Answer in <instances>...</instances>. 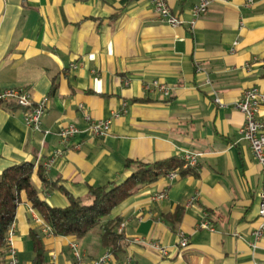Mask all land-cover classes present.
Listing matches in <instances>:
<instances>
[{"label":"crops","instance_id":"0c3cea01","mask_svg":"<svg viewBox=\"0 0 264 264\" xmlns=\"http://www.w3.org/2000/svg\"><path fill=\"white\" fill-rule=\"evenodd\" d=\"M153 1L0 0V90L26 88L35 104L48 98L40 131L25 125L23 109L0 104V175L33 164L41 199L64 209L57 187L85 198L91 186L124 184L127 161L200 154L193 175L174 170L177 179L168 173L141 186L112 212L125 225L121 254L101 247L100 229L81 240L42 234L49 264H94L106 254L105 264H264V237L254 236L262 167L241 135L246 116L233 106L247 89L264 92V0H210L197 19L202 0H166L182 21L177 28ZM154 81L170 95L147 90ZM86 114L111 120L110 133H87ZM68 124L81 133L64 144L58 132ZM41 167L56 189L43 184ZM164 191L166 199L152 200ZM180 208L181 221H172ZM41 223L22 195L12 238L20 264H31L30 232H41Z\"/></svg>","mask_w":264,"mask_h":264},{"label":"trees","instance_id":"16d2710c","mask_svg":"<svg viewBox=\"0 0 264 264\" xmlns=\"http://www.w3.org/2000/svg\"><path fill=\"white\" fill-rule=\"evenodd\" d=\"M184 164L183 160L175 158L154 164L127 161L126 170L132 173L124 184L91 186L85 198L74 197L63 187H57L56 183L47 184L41 167L38 175L43 184H46V188L57 187L66 196L68 205L64 209L52 208L41 199L33 182V164L24 163L5 170L0 175V264H4L7 257L8 234L15 223L22 195L26 196L33 211L44 224L51 227L54 236L81 240L99 228L101 247L109 250L113 256H118L124 251L125 245V236L118 232L123 220L111 219L112 212L133 196L141 186L153 184L174 170H178L181 176L193 175V170L185 169ZM182 217L183 210L180 208L171 220L180 222ZM30 241L33 253L31 264H49L42 233L36 229L31 230Z\"/></svg>","mask_w":264,"mask_h":264},{"label":"built area","instance_id":"2783aa9c","mask_svg":"<svg viewBox=\"0 0 264 264\" xmlns=\"http://www.w3.org/2000/svg\"><path fill=\"white\" fill-rule=\"evenodd\" d=\"M155 9L158 12L161 20L168 25L177 28L181 26L182 21L173 15L166 0H154ZM210 0H202L199 5L194 9L195 18H199L201 15L208 11ZM196 19L191 23L192 28L195 26ZM238 45L236 42L232 52L235 51V47ZM73 68H76L74 66ZM147 90L155 89L166 96L170 95L168 87L161 84L158 81L152 82L146 86ZM13 103L17 107L24 110V123L32 130L40 131L42 125V119L48 111V98L42 99L38 103H34L30 91L26 88H8L0 90V104ZM264 105V92L260 89L253 87L247 89L242 96V99L234 103V108L242 112L246 116V125L241 129V135L243 139L250 143L253 150L256 161L262 167V183L259 191V217L261 224L254 232L256 240H261L264 237V122L259 119L261 108ZM119 115L116 114L115 117ZM84 120L87 124L86 132L96 138L106 137L111 130V120H95L90 115L86 114ZM81 133V129L75 124H68L61 128L58 132V137L62 143H67L71 139L75 138ZM200 154L192 153L189 151L184 152L183 161L187 168H194L198 164V158ZM179 177L178 171H173L168 174L169 180L173 181ZM167 198V192L164 191L158 195H155L153 201H162ZM40 219V218H39ZM41 220V219H40ZM42 221V220H41ZM125 225L122 224L118 232L123 233ZM202 228L208 229V223L204 222ZM42 234L54 235L50 226L41 223ZM181 247L186 248L188 246V239L184 233H180ZM14 237V228L12 227L8 234V251H7V264H20L17 251L14 247L12 238ZM139 242L146 244L151 249H154L167 257L169 252L166 247L162 246L158 242L138 240ZM76 256L79 257L78 253ZM110 259V254L104 255L101 259L96 260L94 264H105ZM129 264V263H128Z\"/></svg>","mask_w":264,"mask_h":264},{"label":"rangeland","instance_id":"374dc122","mask_svg":"<svg viewBox=\"0 0 264 264\" xmlns=\"http://www.w3.org/2000/svg\"><path fill=\"white\" fill-rule=\"evenodd\" d=\"M93 231H94L93 234L96 235L97 232H99V228H96V229H94Z\"/></svg>","mask_w":264,"mask_h":264}]
</instances>
